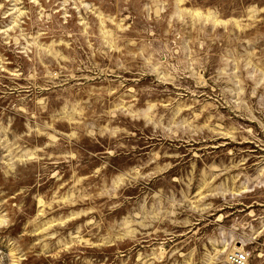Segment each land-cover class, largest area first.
Returning <instances> with one entry per match:
<instances>
[{
	"label": "rangeland",
	"instance_id": "374dc122",
	"mask_svg": "<svg viewBox=\"0 0 264 264\" xmlns=\"http://www.w3.org/2000/svg\"><path fill=\"white\" fill-rule=\"evenodd\" d=\"M264 264V0H0V264Z\"/></svg>",
	"mask_w": 264,
	"mask_h": 264
},
{
	"label": "built area",
	"instance_id": "2783aa9c",
	"mask_svg": "<svg viewBox=\"0 0 264 264\" xmlns=\"http://www.w3.org/2000/svg\"><path fill=\"white\" fill-rule=\"evenodd\" d=\"M231 264H248L250 260V255L244 250L230 256Z\"/></svg>",
	"mask_w": 264,
	"mask_h": 264
},
{
	"label": "bare ground",
	"instance_id": "6f19581e",
	"mask_svg": "<svg viewBox=\"0 0 264 264\" xmlns=\"http://www.w3.org/2000/svg\"><path fill=\"white\" fill-rule=\"evenodd\" d=\"M241 249H239V251H240Z\"/></svg>",
	"mask_w": 264,
	"mask_h": 264
}]
</instances>
